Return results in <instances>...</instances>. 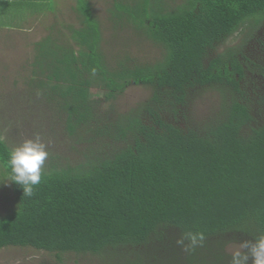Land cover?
Instances as JSON below:
<instances>
[{"label":"trees","instance_id":"1","mask_svg":"<svg viewBox=\"0 0 264 264\" xmlns=\"http://www.w3.org/2000/svg\"><path fill=\"white\" fill-rule=\"evenodd\" d=\"M84 1L76 47L45 37L28 81L59 104L69 135L116 145L41 173L31 196L11 182L16 208L0 217V249L87 254L101 264H231L228 245L264 234V0H186L173 10L115 1L116 21L138 25L164 52L152 65L125 58L114 68ZM245 28L253 31L240 46L213 55ZM131 84L147 85L149 98L103 118L92 90L112 99ZM208 90L219 95V114L194 121L190 107ZM10 153L0 140L8 177ZM187 233H202L203 246L185 250L177 241Z\"/></svg>","mask_w":264,"mask_h":264},{"label":"rangeland","instance_id":"2","mask_svg":"<svg viewBox=\"0 0 264 264\" xmlns=\"http://www.w3.org/2000/svg\"><path fill=\"white\" fill-rule=\"evenodd\" d=\"M85 1L98 23L101 34L100 48L110 68L117 67L125 58L133 60L131 64L136 62L144 65H152L162 59L164 49L145 37L138 25L131 26L125 18L120 22L116 21L113 16L115 1L129 6L141 0ZM85 1L80 5L87 6ZM150 4L156 9L173 10L186 4V0H150ZM77 7V0H33L32 4L23 5L20 12L23 20L34 17V14L39 15V18L37 16L32 21H27L25 29L22 27L13 30L11 25L15 24V21L12 15L7 11V7L0 6V140L11 151L25 139H35L39 136L48 152L41 173L82 164L88 151H111L107 145H116L115 138L109 140L99 135L95 139L99 143L95 144L87 142L91 133L80 132L83 138L77 134L74 137L69 135L66 130V115L59 108V104L49 102L43 97V90L36 84L30 86L32 83L28 81L37 55L36 45L45 37L53 38L59 46L76 47L72 32L82 26V15ZM51 25H55V28L50 31ZM251 31L253 29L245 28L243 32L228 36L213 55L218 56L227 48L240 46V42ZM19 40L22 42L17 45ZM92 92L99 104V112L106 120L119 118L137 108L150 96V88L147 85L135 84H131L122 95H115L112 99H107L103 92L99 93L96 89ZM195 100L190 107V114L194 112L195 115L191 116L194 121H210L218 116L220 99L216 91H203ZM6 174L0 165V217L16 208V197ZM238 247L239 245L230 244L226 247V253L232 256ZM0 264L101 262L87 254H60L59 260L53 253L31 247H7L0 249Z\"/></svg>","mask_w":264,"mask_h":264},{"label":"clouds","instance_id":"3","mask_svg":"<svg viewBox=\"0 0 264 264\" xmlns=\"http://www.w3.org/2000/svg\"><path fill=\"white\" fill-rule=\"evenodd\" d=\"M48 157L46 145L37 136L35 139H25L20 145L11 150L9 165L11 172L9 181L17 184L24 195L31 196L34 187L41 181V171ZM185 240L188 244L185 245ZM202 233H187L177 243L185 250L203 246ZM264 264V234L252 240L240 243L231 256V264Z\"/></svg>","mask_w":264,"mask_h":264},{"label":"crops","instance_id":"4","mask_svg":"<svg viewBox=\"0 0 264 264\" xmlns=\"http://www.w3.org/2000/svg\"><path fill=\"white\" fill-rule=\"evenodd\" d=\"M32 1L33 0H0V6L3 8L7 7V11L10 12V15H12V18L15 21V24L11 25L12 26L11 29L14 30V29L22 28V27H24V29H25L27 26V24H26L27 21H30V20L32 21L33 19L37 18V16L39 18V15L34 14V17L31 18V16H30L28 20L26 18H25V20H23L24 17L21 14L20 9L22 10L23 5L32 4ZM16 11H17L18 15H17ZM3 27H5V26H3ZM54 28H55V25H51L50 31L53 30ZM17 35L18 34H16V36ZM21 42L22 41L19 40L17 42V45H19ZM15 44H16V42H15Z\"/></svg>","mask_w":264,"mask_h":264}]
</instances>
